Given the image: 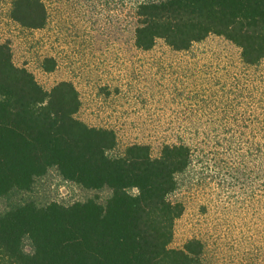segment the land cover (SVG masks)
<instances>
[{
  "label": "trees",
  "instance_id": "obj_1",
  "mask_svg": "<svg viewBox=\"0 0 264 264\" xmlns=\"http://www.w3.org/2000/svg\"><path fill=\"white\" fill-rule=\"evenodd\" d=\"M133 3L140 50L163 40L189 52L211 35L238 48V67L221 77L226 82L214 96L226 104L209 112L227 121L183 125L157 156L147 143L116 152L113 128L78 117L82 101L72 81L45 89L15 63L9 42L0 43V198L33 192L53 169L97 192L69 203L27 197L0 211V264H206L202 240L172 247L185 211L177 197L182 186L199 183L202 171L223 162L256 167L264 186V0ZM11 16L34 30L49 20L44 0H14ZM56 65L54 57L42 61L47 71Z\"/></svg>",
  "mask_w": 264,
  "mask_h": 264
},
{
  "label": "rangeland",
  "instance_id": "obj_2",
  "mask_svg": "<svg viewBox=\"0 0 264 264\" xmlns=\"http://www.w3.org/2000/svg\"><path fill=\"white\" fill-rule=\"evenodd\" d=\"M13 1L0 0V43L9 42L15 63L31 70L45 89L72 81L82 101L78 117L113 128L116 152L147 143L157 156L164 142L179 139L183 125L227 121L209 114L226 104L227 99L217 102L214 96L226 82L221 77L238 67L239 50L223 37L211 35L189 52H176L163 40L144 51L134 44V0H44L49 20L37 30L12 18ZM46 57L56 59L53 71L42 67ZM223 163L220 169H205L199 183L195 178L178 192L185 211L176 222L172 247L198 238L205 243L206 264L264 263L261 175L250 164L239 169ZM96 194L53 169L33 192L1 197L0 211L27 197L69 203ZM108 195L100 192L102 198Z\"/></svg>",
  "mask_w": 264,
  "mask_h": 264
}]
</instances>
